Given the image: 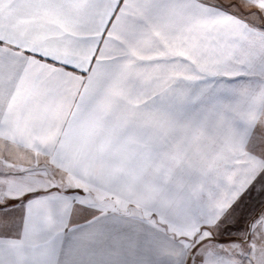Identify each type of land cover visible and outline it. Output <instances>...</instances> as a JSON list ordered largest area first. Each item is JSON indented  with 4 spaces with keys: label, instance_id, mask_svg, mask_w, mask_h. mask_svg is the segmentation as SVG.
I'll list each match as a JSON object with an SVG mask.
<instances>
[{
    "label": "snow or ice",
    "instance_id": "6c2138e0",
    "mask_svg": "<svg viewBox=\"0 0 264 264\" xmlns=\"http://www.w3.org/2000/svg\"><path fill=\"white\" fill-rule=\"evenodd\" d=\"M0 264H264V0H0Z\"/></svg>",
    "mask_w": 264,
    "mask_h": 264
}]
</instances>
